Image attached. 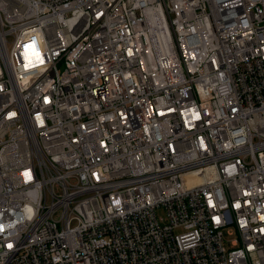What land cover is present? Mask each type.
Wrapping results in <instances>:
<instances>
[{
	"label": "built area",
	"instance_id": "1",
	"mask_svg": "<svg viewBox=\"0 0 264 264\" xmlns=\"http://www.w3.org/2000/svg\"><path fill=\"white\" fill-rule=\"evenodd\" d=\"M0 264H264V0H0Z\"/></svg>",
	"mask_w": 264,
	"mask_h": 264
},
{
	"label": "rangeland",
	"instance_id": "2",
	"mask_svg": "<svg viewBox=\"0 0 264 264\" xmlns=\"http://www.w3.org/2000/svg\"><path fill=\"white\" fill-rule=\"evenodd\" d=\"M162 215V213L161 212H158V216H161Z\"/></svg>",
	"mask_w": 264,
	"mask_h": 264
}]
</instances>
